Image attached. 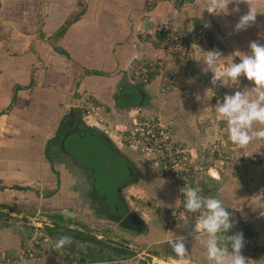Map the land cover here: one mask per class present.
I'll list each match as a JSON object with an SVG mask.
<instances>
[{"label":"rangeland","instance_id":"1","mask_svg":"<svg viewBox=\"0 0 264 264\" xmlns=\"http://www.w3.org/2000/svg\"><path fill=\"white\" fill-rule=\"evenodd\" d=\"M183 2L176 0L177 6ZM194 13L188 9L184 24L176 20L146 32L145 40L152 39L148 42L158 53L143 54L126 66L128 81L149 94L145 106L116 111L94 95L84 96L83 104H93L90 113L84 108L86 119L103 129L131 162L135 176L138 170L141 176L120 187L131 177L129 162L97 132H70L63 152L84 165L91 184L83 181L78 169L72 170L75 186L64 188L77 190L72 197L76 202L62 204L65 208L58 213L0 207V264H166L176 259L164 243L173 234L185 237V258L205 259L204 238L194 231L199 213H185L186 223L182 222L184 209L177 199L183 200V186L222 199L233 222L225 235L242 232L241 255L248 264L264 263V145L253 141L240 150L231 144L214 109L225 93L251 87L252 82L241 76L232 87L210 83L211 71L197 62L203 51H219L221 64L232 52H226L224 42L211 39L206 25L197 27ZM233 60L239 62L235 56ZM208 88L215 95L204 100ZM119 196L123 210L116 212ZM101 197L107 209L100 208ZM131 219L134 224L128 222ZM62 235L70 236L72 244L56 252L51 245Z\"/></svg>","mask_w":264,"mask_h":264},{"label":"crops","instance_id":"2","mask_svg":"<svg viewBox=\"0 0 264 264\" xmlns=\"http://www.w3.org/2000/svg\"><path fill=\"white\" fill-rule=\"evenodd\" d=\"M185 1L191 7L176 0H0V207L58 213L76 202L77 190L64 188L75 186L73 171L91 183L84 165L63 152L64 139L78 129L89 132L87 126L107 137L86 119L84 108L93 104H83L84 96L120 111L113 95L123 73L134 59L159 51L146 32L188 22L190 9L197 27L206 25L227 53H247L251 41L264 44V0L228 3L217 14L201 10L207 0ZM249 6L258 11L255 21L235 31ZM73 108L78 111L70 113ZM188 257L166 264H207Z\"/></svg>","mask_w":264,"mask_h":264},{"label":"clouds","instance_id":"3","mask_svg":"<svg viewBox=\"0 0 264 264\" xmlns=\"http://www.w3.org/2000/svg\"><path fill=\"white\" fill-rule=\"evenodd\" d=\"M240 2L241 0H207L201 10L206 9L208 13L217 14L225 12L228 3L238 5ZM257 12L256 8L249 6L248 12L240 16L234 25V30L240 31L249 27L255 21ZM203 52L204 55L197 62L203 66L202 70L211 71L212 85L219 83L221 87H232L239 83L238 77L241 76L252 82L251 87L236 90L231 94L225 93L222 103L217 99L214 109L225 123L223 131L227 140L240 150L253 141L259 146L264 145V44L251 41L247 53L233 52L229 55L230 60L223 64L220 63L219 58L222 56L219 51ZM234 56L239 57V62H233ZM206 92L210 94L205 95ZM205 93L204 100L215 95L212 88L206 89ZM179 191L183 194V200L177 199L180 202L179 206L182 204L184 209L182 222L186 223L185 213H199L194 231L204 238L201 242L207 264H248L247 258L241 255L244 246L243 233L225 235L233 226V222L230 221L231 212L225 207L223 200L215 196H202L197 187L183 186ZM165 242L175 254L177 261H182L186 257L188 252L184 236L173 234ZM71 244L72 238L62 235L53 242L51 249L57 252Z\"/></svg>","mask_w":264,"mask_h":264},{"label":"trees","instance_id":"4","mask_svg":"<svg viewBox=\"0 0 264 264\" xmlns=\"http://www.w3.org/2000/svg\"><path fill=\"white\" fill-rule=\"evenodd\" d=\"M140 92H142L145 95V98L141 104L142 106H145L147 104L149 94L146 93V91L140 85L130 83L126 77V74L123 73V79H121V83L113 95V98L116 102V105L118 106V109H120V111H124V110L132 108V107L141 106V105H138V102H139L140 96H141ZM76 111H78L77 108H73L70 110V113H76ZM86 131L98 133V131L95 128L88 127V126H87ZM100 133L102 135H104L103 132H100ZM112 145H113V143H112ZM129 165H131V162H129ZM138 176H141V173L139 172V170H138ZM138 176H135V174L133 172V175H131L129 180L127 182H125L124 184L120 185V187H122L128 183L135 182L137 180ZM119 203H120L119 205L117 204L115 206L116 212H118L119 210H121V211L123 210V208L120 207L121 206L120 196H119ZM110 218H112L113 220H118V219H120V216H119V214H117V215L112 214V215H110ZM127 219H129V218H127ZM126 220H124V221H126ZM131 220H128V222H131V224H134V221L133 220L131 221ZM124 221L122 220L121 222L123 223ZM77 238H82V237L77 236ZM85 240H88V239H85Z\"/></svg>","mask_w":264,"mask_h":264},{"label":"flooded vegetation","instance_id":"5","mask_svg":"<svg viewBox=\"0 0 264 264\" xmlns=\"http://www.w3.org/2000/svg\"><path fill=\"white\" fill-rule=\"evenodd\" d=\"M144 98H145V96H144ZM141 99V98H140ZM144 100V99H143ZM143 100H142V102H143ZM140 101V100H139ZM139 103V102H138ZM142 104V103H141ZM141 104H139V105H141ZM103 137H104V139L110 144V146L112 147V150L114 151V152H117L118 154H120L121 156H123V157H125L121 152H119V149L115 146V145H112V143L110 142V140L107 138V137H105L104 135H102ZM125 159H126V161L128 162V160H127V157H125ZM130 167V175H133V170H132V166L131 165H129ZM87 175V174H86ZM87 179L89 180V179H91V177L90 176H88L87 177ZM91 181V180H90ZM88 184V183H87ZM119 195H120V192H119ZM93 197V196H92ZM98 200H100V199H98ZM101 200H102V203H103V206H101L100 208H105L104 206V200H103V198L101 197ZM100 200V201H101ZM100 206V205H99ZM98 206V207H99ZM105 209H107V208H105ZM94 210V209H93ZM95 211V210H94ZM106 211V210H105ZM105 211H103V212H105ZM102 212V211H101ZM100 212V213H101ZM100 213H99V215H100ZM110 215H112V214H110ZM109 215V216H110ZM131 218H133V217H131Z\"/></svg>","mask_w":264,"mask_h":264},{"label":"water","instance_id":"6","mask_svg":"<svg viewBox=\"0 0 264 264\" xmlns=\"http://www.w3.org/2000/svg\"><path fill=\"white\" fill-rule=\"evenodd\" d=\"M141 93V96H140V101H139V104H141L142 103V100H143V98H144V94L142 93V92H140ZM118 156H120L121 158H123V159H125V157H123V156H121L120 154H118L117 152H115Z\"/></svg>","mask_w":264,"mask_h":264},{"label":"built area","instance_id":"7","mask_svg":"<svg viewBox=\"0 0 264 264\" xmlns=\"http://www.w3.org/2000/svg\"><path fill=\"white\" fill-rule=\"evenodd\" d=\"M86 112L88 113V110Z\"/></svg>","mask_w":264,"mask_h":264}]
</instances>
